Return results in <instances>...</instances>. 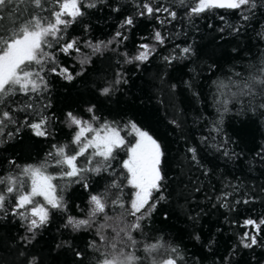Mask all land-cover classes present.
Returning <instances> with one entry per match:
<instances>
[{
    "label": "trees",
    "instance_id": "1",
    "mask_svg": "<svg viewBox=\"0 0 264 264\" xmlns=\"http://www.w3.org/2000/svg\"><path fill=\"white\" fill-rule=\"evenodd\" d=\"M162 2L166 6L174 4V0ZM116 7L120 8L119 12L112 10ZM14 8L21 18L31 10L20 0ZM173 10L177 11V18L164 25L154 18H137L136 27L126 33L128 39L118 47L112 45L102 53H92L90 48L82 46L83 57L75 55L66 59L60 56V63L68 66L73 74L80 70L79 61L82 58L88 57L91 62L84 65V74L71 82L47 73L45 78L49 90L44 94L43 102L51 103L45 114L50 117L55 114L56 117L49 123L52 135L38 137L31 129L22 127L12 138H8L7 133L15 131L10 125L0 137V175L10 170L17 171L7 163L10 159L21 167L44 161L53 150V145H68L69 150L74 151L76 145L71 141L75 129L66 125L64 115L72 111L88 119L86 109L94 104L96 115L101 118L99 123L107 120L124 126L134 121L167 148V178L162 193L165 199L156 205L151 217L142 222L143 234L134 233L141 243L162 238L180 249L186 264H264V248L246 249L239 245L242 233L252 231L251 227L245 229L242 226L243 221L249 217L257 219L264 216V160L257 156L260 146L264 145V115H260L259 111L240 114L249 100L242 97L243 105L230 104V111L223 114L222 131L219 134L211 131L221 119L214 103V81L219 79L227 83L230 75L232 79H238L234 72L247 77L254 70L250 65L259 66L264 61V10L258 7L249 22L242 21L237 12L230 10H216L189 19L178 0ZM133 11V0H106V3L88 9L83 20L68 30V35L79 37L82 41L90 40L93 44L108 41L119 29L124 16ZM5 14H8L7 11ZM42 15L47 16L48 13ZM165 15L161 14L160 18L164 19ZM230 25L241 27V31H233ZM156 30L166 37L165 45L157 47V55L139 67L125 64L120 53L127 52L131 56L140 44L155 43L152 37ZM187 46L193 48L195 55L173 61L170 65L162 59L173 50L180 55V49ZM212 64L215 68L209 71ZM117 72L123 74L127 84L119 85V91L111 97L101 96L98 88L113 80ZM186 81L191 82L193 87L188 88ZM19 99L25 98L21 96ZM255 103H259V98ZM19 115L23 117L22 113ZM29 119L38 121L39 117ZM173 119L181 123L180 129L171 123ZM204 136L209 137L208 143H212L214 138V142L219 144L222 137L234 141L231 149L240 153L239 157L229 159L214 148L207 147L201 143ZM127 139L131 141L132 137L127 136ZM189 147L197 148L199 164L191 161L187 152ZM124 159H127L126 153L118 151L117 159L112 162V170L117 174L123 171L120 165ZM82 162L83 157L79 158L78 164ZM58 171L54 164L48 168L53 175ZM110 179L107 173L103 179L90 175L88 191L79 184H68L63 190L67 212L54 211L50 223L39 230L26 247L20 240L27 235L24 222L11 216L0 220V264H23L33 255L38 264H80L76 251L85 253L83 264H94L97 254L88 248V244L96 230L105 224L103 217H97L93 228L88 231L75 232L65 228L64 224L69 215L86 218L90 207L89 193L103 192ZM118 179L122 183V199L127 206L135 190L130 188L124 176L119 175ZM54 183L62 185L66 182L59 180ZM226 192L231 193L227 197L231 210L221 207L220 198ZM57 193H60L59 187ZM116 194L115 189L110 190L109 198ZM160 195L154 192L153 199ZM250 198L253 199L248 204L235 203L236 200ZM36 199L42 201L40 197ZM121 211L117 207L109 210L108 215L117 217ZM132 219L127 217L126 221L130 223ZM101 231L110 238L115 235L107 226ZM197 236L199 239H196ZM20 252L24 255L21 256Z\"/></svg>",
    "mask_w": 264,
    "mask_h": 264
},
{
    "label": "snow or ice",
    "instance_id": "2",
    "mask_svg": "<svg viewBox=\"0 0 264 264\" xmlns=\"http://www.w3.org/2000/svg\"><path fill=\"white\" fill-rule=\"evenodd\" d=\"M17 0H0V137L5 134V129L10 125L15 131L7 133L12 138L22 127L31 129L34 135L45 137L52 135L49 130L50 120H55V114L50 117L45 113L51 108V103H44V94L49 90L45 78L47 73H53L69 82L77 76L84 74V65L90 63V58L85 57L79 61L80 70L73 74L69 67L60 63V56L66 59L75 55L85 54L82 46L90 48L92 53H102L112 45L117 47L128 39L127 32L136 27L137 18H154L161 25L175 20L177 11L173 6H166L162 0H133L134 11L125 15L119 29L108 41H98L95 44L90 40H81L79 37L68 35V30L78 21H82L88 9L96 8L106 0H20L30 7V11L23 18L16 15L14 6ZM179 6L184 8L189 19L214 13L216 10H230L237 12L244 22H249L256 10H264V0H178ZM119 12L120 8L112 9ZM7 11L8 14H5ZM21 12L24 9H20ZM47 12L48 15H42ZM161 14H166L161 19ZM224 19L223 16L220 17ZM7 21V23H5ZM233 31L239 33L241 27L230 25ZM224 29H221L223 31ZM85 31L87 28L85 27ZM264 38V34H262ZM155 43H142L134 55L127 52L120 53L125 64H146L157 55V47H163L166 37L161 31L156 30L152 37ZM178 47V46H177ZM116 51V48H112ZM195 55L191 46L180 49V55L175 50L167 56H162L166 64L173 61L190 58ZM39 66V67H37ZM254 70L247 77L240 72L230 75L227 83L224 80L214 81L216 93L214 103L221 119L215 123L212 132L219 134L222 131V117L230 111V104H244L242 97H248V103L241 110L256 112L264 115V61L259 66H251ZM215 64L209 65V71ZM43 73V74H42ZM127 84V79L120 72L116 73L113 80L105 82L98 88L99 94L111 97L119 91V85ZM192 88L191 82H185ZM175 88V85H171ZM195 94V93H194ZM24 97L21 100L19 97ZM259 98V103H255ZM40 105L39 107L37 105ZM86 112L89 118L68 111L64 120L69 128H74L72 144L76 145L74 151L68 145H53L47 158L37 164H28L23 167L14 159L7 161L17 171H8L0 175V220L11 216L19 218L26 227L27 235L20 238L22 246L26 247L35 239L39 230L45 228L52 218L53 212H67L68 204L63 197L64 188L71 183L79 184L86 191L89 190V176L95 175L104 178L107 173L111 177L103 192L89 193V210L86 218L69 215L66 217L65 228L75 232L88 231L93 228L97 217L102 216L105 224L96 230L95 236L88 244L96 254L94 264H186L180 249L168 244L162 238L150 243H141L134 233L143 234L144 224L155 211L156 205L165 199L162 194L166 180V155L167 148L150 131L140 127L136 122L129 121L120 126L115 121L105 120L99 123L100 117L96 115V105L92 104ZM23 114L21 117L19 114ZM38 116V121L29 117ZM177 129L181 123L177 119L171 121ZM125 132V135H121ZM91 134V136H89ZM127 136H131L129 141ZM209 137H201V143L214 148L224 157L238 158L240 153L231 149L234 141L222 137L221 142L208 143ZM91 149V151H89ZM231 149V150H230ZM124 151L127 159L121 161V173L117 174L112 162L117 159L118 151ZM193 163L199 164L196 147L187 148ZM257 156L264 160V145L260 146ZM83 162L78 164L79 158ZM59 169L57 174L48 172L50 166ZM203 167V165H200ZM205 172L207 170L205 169ZM135 191L126 202L122 199V183L118 176ZM63 180L66 183L58 185L54 181ZM60 193H57V189ZM115 189L117 194L109 198L110 190ZM161 195L153 199V193ZM231 193H223L221 207L229 208L227 197ZM36 197H42L39 201ZM251 199L236 200L235 203L248 204ZM120 208L119 216L108 215L109 210ZM127 217H132L129 223ZM112 221L113 223H109ZM105 226L112 229L113 237L101 231ZM245 229L251 227L252 231L245 230L239 237V245L246 249L254 247L264 248V216L245 219L242 225ZM196 239H199L197 236ZM99 241V242H98ZM141 254H137V253ZM23 256L24 253L20 252ZM75 256L83 264L85 253L76 251ZM23 264H38L36 256L23 262Z\"/></svg>",
    "mask_w": 264,
    "mask_h": 264
},
{
    "label": "rangeland",
    "instance_id": "3",
    "mask_svg": "<svg viewBox=\"0 0 264 264\" xmlns=\"http://www.w3.org/2000/svg\"><path fill=\"white\" fill-rule=\"evenodd\" d=\"M40 199L43 201V198L42 197H40Z\"/></svg>",
    "mask_w": 264,
    "mask_h": 264
}]
</instances>
